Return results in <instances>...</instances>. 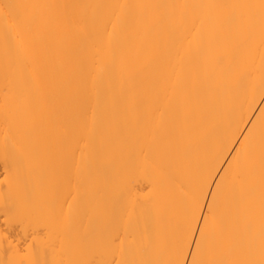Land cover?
<instances>
[{"label":"bare ground","instance_id":"bare-ground-1","mask_svg":"<svg viewBox=\"0 0 264 264\" xmlns=\"http://www.w3.org/2000/svg\"><path fill=\"white\" fill-rule=\"evenodd\" d=\"M0 264H264V0H0Z\"/></svg>","mask_w":264,"mask_h":264}]
</instances>
